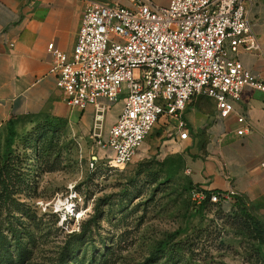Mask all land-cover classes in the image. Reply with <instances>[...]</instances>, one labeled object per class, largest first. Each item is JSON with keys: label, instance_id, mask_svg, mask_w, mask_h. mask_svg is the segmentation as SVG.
<instances>
[{"label": "rangeland", "instance_id": "rangeland-1", "mask_svg": "<svg viewBox=\"0 0 264 264\" xmlns=\"http://www.w3.org/2000/svg\"><path fill=\"white\" fill-rule=\"evenodd\" d=\"M79 116L75 111L73 121ZM12 120L0 128V188L10 164L15 202L0 222L20 229L29 251L23 264H57L84 226L78 255L86 246L87 260L95 246L109 254L106 264H144L160 249L150 264H264V216L234 199L195 200L183 157L172 148L173 122L162 119L143 147L116 166L105 147L113 125L105 130L107 116L101 137L84 135L65 118ZM4 233L13 248L11 233Z\"/></svg>", "mask_w": 264, "mask_h": 264}, {"label": "built area", "instance_id": "built-area-1", "mask_svg": "<svg viewBox=\"0 0 264 264\" xmlns=\"http://www.w3.org/2000/svg\"><path fill=\"white\" fill-rule=\"evenodd\" d=\"M126 1H88L71 55L48 45L67 106L95 108V137H101L107 112L123 102L105 140L116 166L143 147L162 119L186 140L184 112L198 96L213 99L219 115L227 117L244 90L264 93V75L232 55L252 37L245 0ZM192 193L198 203L207 200L198 188ZM235 195L211 194L209 202L226 203Z\"/></svg>", "mask_w": 264, "mask_h": 264}, {"label": "crops", "instance_id": "crops-1", "mask_svg": "<svg viewBox=\"0 0 264 264\" xmlns=\"http://www.w3.org/2000/svg\"><path fill=\"white\" fill-rule=\"evenodd\" d=\"M88 1L128 5L126 0H0V128L12 118L43 114L68 119L91 135L95 108L67 106L48 51L53 43L71 55ZM245 4L252 37L232 55L251 72L264 75V0ZM122 106L120 101L108 111L105 130L114 122L111 112L118 117ZM233 107L221 117L213 99L194 98L184 112L188 138L181 140L177 131L172 148L182 155L194 189L235 192L264 216V93L246 89ZM75 111L77 121L72 119Z\"/></svg>", "mask_w": 264, "mask_h": 264}, {"label": "trees", "instance_id": "trees-1", "mask_svg": "<svg viewBox=\"0 0 264 264\" xmlns=\"http://www.w3.org/2000/svg\"><path fill=\"white\" fill-rule=\"evenodd\" d=\"M43 115V114H40ZM35 115V116H40ZM47 116V120L51 119L54 122H60L62 118H57L50 115H44ZM25 117H32V116H25ZM25 117H18V118H12V119H19V118H25ZM10 119L8 122L11 124L13 123V120ZM7 122V123H8ZM52 121H49V127H52L54 129V126L51 124ZM39 139V138H38ZM37 149H40V144H36ZM12 171V167L10 164L4 167V173L5 177L2 179V184L0 188V214L3 213V211H8V207L10 203H14L15 200L13 198L14 191V184L11 180L8 179L10 172ZM192 185V184H191ZM193 187V186H192ZM211 194H217L221 195L222 193L219 192H207V200L204 202H209V198ZM234 200H236L239 204L245 205L246 201L241 197H234ZM8 217V216H7ZM18 220V219H16ZM3 223L0 222V264H23L24 261H26V258L28 256L29 251L27 250V247L22 243L21 241V231L20 229L14 225L11 221L8 222L7 227L8 228H2ZM7 229L11 233V237L14 239L13 248H10L8 239L4 233V230ZM88 231L87 226H84L83 229L79 234H73L74 241L68 243L65 247V249L62 251L59 261L57 264H106L108 260V253L103 254L102 251H99L96 249L95 246H91V256L89 257V260H87V247L85 246L82 249V254L79 256L78 252L80 250V247L84 241H80L85 236L86 232ZM79 240V241H77ZM88 245V244H87ZM161 250V249H160ZM160 250H157L159 252ZM157 252L150 257L144 264H150L149 262H154L157 257Z\"/></svg>", "mask_w": 264, "mask_h": 264}]
</instances>
